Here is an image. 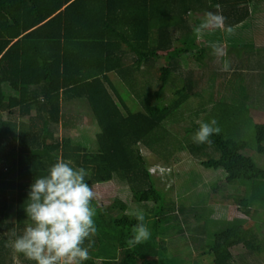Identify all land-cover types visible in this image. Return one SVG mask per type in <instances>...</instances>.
Listing matches in <instances>:
<instances>
[{
  "label": "trees",
  "instance_id": "obj_1",
  "mask_svg": "<svg viewBox=\"0 0 264 264\" xmlns=\"http://www.w3.org/2000/svg\"><path fill=\"white\" fill-rule=\"evenodd\" d=\"M216 4L221 6L224 26L205 30L200 38L206 44L200 48L192 28L206 12H216ZM263 7L264 0H0V264H13L9 232L16 228V239L30 222L24 209L30 184L61 158L88 170L86 179L92 186L116 178L128 185L106 207L92 201L97 231L83 264H189L192 253L187 251V242L169 248L164 236L171 232L169 227L156 229L158 222H165L173 223L175 232L183 230L178 217L169 213L175 201L158 187L161 178L157 170L151 171L143 147L166 160L172 156L163 143L181 140L178 135L171 137L170 123L180 121L174 112L189 99L200 97L194 114H202L199 121L186 126L187 133L212 119L220 132L205 143L194 142L193 136L184 138L180 148L206 156L201 164L224 170L226 176L219 180L228 184L243 188L264 179V167L253 157L264 153V121L256 120L249 106L263 97L243 83L246 75L242 73L243 50L253 53L257 43H264V30H258L259 34L251 25L253 11ZM217 40L236 50L232 65L242 68L233 75L238 76L240 86L230 80L229 87L238 95L214 100L212 93L206 99L196 91L195 70L190 69L171 101L163 103L172 71L188 65L190 55L195 56L196 65H203L209 42ZM159 58L165 63L158 68L156 89L148 86L146 106L131 109L111 74L129 82L145 64L154 65ZM259 74L253 72L251 78L254 85L257 82L264 88V72ZM83 98L98 125V143L91 150L88 144L74 142L68 135L59 137L57 132L59 124L67 122L64 104H83ZM32 110H36L33 115ZM2 113L29 115L30 120L18 123L3 119ZM257 190L254 200L264 197L262 188ZM239 194L231 198H240ZM254 200L240 198V203L252 209L259 204ZM138 210L147 226L148 216L156 217L154 231L150 229L148 240L129 247L126 240L133 235ZM11 211L15 225L9 221ZM244 218L228 219L218 229L204 222L207 236L196 248L199 258L210 264H252L264 245L254 243L256 233ZM22 264L35 262L25 258Z\"/></svg>",
  "mask_w": 264,
  "mask_h": 264
},
{
  "label": "rangeland",
  "instance_id": "obj_2",
  "mask_svg": "<svg viewBox=\"0 0 264 264\" xmlns=\"http://www.w3.org/2000/svg\"><path fill=\"white\" fill-rule=\"evenodd\" d=\"M251 25L259 34L260 32H258V30H264V7L263 9L258 8L253 11ZM257 33L254 32V35H257ZM198 41L200 48L206 44V41L203 38H199ZM222 43L227 53V59L230 60V71L225 72L222 70L224 57H216L212 55L210 47H208L205 61L200 67L195 64V56L190 55L187 57L189 60L188 65L183 64L178 70L172 71L169 83L163 92V103L167 104L171 101L174 97L175 89L179 85H182L185 74L190 69L195 70L196 91L202 93L203 97L206 99H209L212 93L214 94V100H217L219 97L230 100V97L232 96L231 94L238 95V93L231 92L229 81L232 80L234 82L233 85L236 87L240 86V82L237 81L238 76L233 74L237 69L242 67H235L232 65L234 63V57L236 56V50L231 48V46H228L229 44L226 41ZM257 44H259L258 47ZM257 44L255 45L256 48L253 53L251 50H243L242 73L246 75V77L243 78V83L255 90L256 93L254 95L263 97L257 103H253L249 106L252 107L251 111L255 119L264 121V88H261V85L257 82L254 85L251 78L253 72H255L257 76H261L259 73L264 72V43ZM131 62L132 61L129 63ZM164 63V60L159 58L154 65L149 66L145 64L140 71L136 72L134 76L130 77V79H127L129 82H125L120 75L115 73L111 74L112 80L117 85L120 95L125 99L131 109H142L143 106H146L148 98L146 96L147 88L149 86L153 87V90L156 89L155 87L158 85V77L160 74L158 68L163 66ZM147 83H149V85H147ZM6 90L8 93H12L8 87ZM199 98L200 97L189 99L174 112L176 115L180 116V121L173 120L170 123L169 129L172 130V134H170L171 137L173 135H178L181 140H176L171 143L165 141L163 143L165 148L168 147L166 148L167 151H173L172 156L166 160L162 158L163 156H160L161 154L152 152L145 147H143V152L151 163V171L157 170L158 176L161 178L157 182L158 187L164 191L167 199H174L175 207L174 209H170L169 213L172 215L175 214L176 217H178L177 221H179L183 230L175 232L177 229H174V224L166 225L165 222H158V224H156V229H162L164 226L169 227L171 232L164 233L169 248L178 244H181L183 247L187 242V251H191L192 253V257L189 258L190 261H188L189 264H210L206 260L199 258V251L196 249L200 246L202 239H205L207 236L203 228L204 222L209 221V228L218 229L219 227L223 228L224 223H226L228 219L231 220L235 217H245L244 219H246V221L248 220L246 226H249L248 228L253 229L256 233L254 243H261L264 245V197L254 200L256 197L255 195H258V188H262V191H264V179L259 178L254 182L251 181V183H243L245 185L243 188L239 184H228L224 179L223 181L219 180L223 176H226L224 170L205 168L201 164V161L206 159V156H197L190 150L180 148L179 144H181L182 140L184 141V138L188 140L195 133H187L186 126L193 124L194 120L199 121L202 113H200L199 116L194 114L195 108L199 106ZM82 100L83 101L80 103H83L84 105L74 103L76 101H67V103L64 104V116L67 122L60 123L57 127V132L59 137L68 135L72 137L74 142H81L83 145L88 144L91 150L94 149L98 143L96 138V132L98 131L97 119L94 117L92 113L93 111L89 106V102L86 101V98H83ZM257 100L258 99L255 97L253 98V102ZM35 113L36 110H32V115ZM73 113L77 114V117H73ZM1 117L3 119L17 121L18 123H27L30 120L29 115L22 117L19 113L17 115L2 113ZM253 157L260 166L264 167V153L256 152L253 154ZM157 172L156 174L154 173L155 176L157 175ZM238 183L242 184L241 182ZM127 186L128 185L125 182H122L117 178L105 183L94 185L93 188L96 193L94 204L99 207L110 205L116 199L119 190L122 187ZM214 186H216V192L213 191ZM239 187L242 188L240 194L239 191H237V188ZM236 194L241 195L240 198L251 199L259 203L255 204L253 201L255 204L253 205L260 209V212L256 213L254 211L256 209L255 207L248 209L241 205L240 198L238 197L231 198V196ZM135 199L136 197L132 194L130 200L134 201ZM11 212L10 214L12 216L9 221L10 223H13L12 225H15L16 217L13 215V211ZM155 218L156 217L152 215L148 216V227L149 229H152L151 231H154L153 226H155ZM16 231L15 228L13 231L11 230L9 232L11 240L8 241L10 242V246L15 240L13 238H15ZM3 235H5V232ZM206 241H208V238ZM25 258L26 257L22 253H17L13 250V264H22V260ZM257 259L260 261L258 260L257 262ZM251 260L252 264H264V248L260 255H258V258L256 257V259ZM239 262H235L234 264H238ZM76 263V260L65 259L60 261V264ZM241 263L246 264L244 262Z\"/></svg>",
  "mask_w": 264,
  "mask_h": 264
},
{
  "label": "clouds",
  "instance_id": "obj_3",
  "mask_svg": "<svg viewBox=\"0 0 264 264\" xmlns=\"http://www.w3.org/2000/svg\"><path fill=\"white\" fill-rule=\"evenodd\" d=\"M217 11H208L205 18L193 26L192 31L199 39L205 30L222 27L225 17ZM231 32V27L227 28ZM212 55L224 57L222 70L230 71V60L221 41H210ZM212 119L201 122L192 139L196 143L209 142L210 136L218 134L220 128ZM89 172L83 166H73L70 160L57 159L45 174L35 176L29 186L25 201L27 220L23 233L16 237L11 247L22 253L35 264H60V261L76 260L83 264L89 259V250L94 241L91 239L97 231L94 217L97 209L92 206L96 193L88 182ZM137 223L133 226V235L126 240L129 247L148 240L151 235L144 223L142 211L134 212ZM88 241L85 246V241Z\"/></svg>",
  "mask_w": 264,
  "mask_h": 264
},
{
  "label": "crops",
  "instance_id": "obj_4",
  "mask_svg": "<svg viewBox=\"0 0 264 264\" xmlns=\"http://www.w3.org/2000/svg\"><path fill=\"white\" fill-rule=\"evenodd\" d=\"M259 45V44H258ZM258 45H257V47H258ZM255 59V58H254Z\"/></svg>",
  "mask_w": 264,
  "mask_h": 264
}]
</instances>
